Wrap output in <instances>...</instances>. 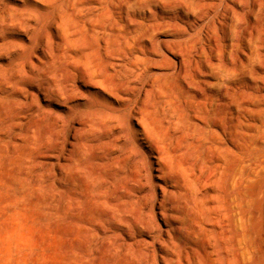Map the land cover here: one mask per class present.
Segmentation results:
<instances>
[{
  "label": "rangeland",
  "instance_id": "374dc122",
  "mask_svg": "<svg viewBox=\"0 0 264 264\" xmlns=\"http://www.w3.org/2000/svg\"><path fill=\"white\" fill-rule=\"evenodd\" d=\"M85 1L0 0V264H219L168 201L161 220L132 132L143 108L168 124L181 106L198 124L199 88L184 79L217 74H242L235 84L252 92L255 149L240 157L259 162L247 213L254 263L264 264V0L257 9L254 0H131L117 32L115 13L102 18ZM250 44L253 64L242 68ZM101 166L109 183L95 177Z\"/></svg>",
  "mask_w": 264,
  "mask_h": 264
},
{
  "label": "bare ground",
  "instance_id": "6f19581e",
  "mask_svg": "<svg viewBox=\"0 0 264 264\" xmlns=\"http://www.w3.org/2000/svg\"><path fill=\"white\" fill-rule=\"evenodd\" d=\"M131 3V0H86L84 4L88 5L87 9L89 11L96 10L99 7L98 5H101V17L104 16L109 20L113 18L115 13L117 19L111 20L112 23L110 22L109 26L111 31L117 32L119 25H121L119 21L123 19L125 10H130ZM144 3L140 1L138 4L143 5ZM257 4L256 0H254L251 5L256 8ZM138 9L140 10V8ZM126 26H123V29H126ZM101 27L103 28V26ZM254 28V26H250L247 31L243 29V31H246L243 41L247 40L248 44L252 41L251 39L255 33ZM253 42L251 43L253 44ZM105 43H108V41ZM252 44L248 45V51L242 52L245 59V62L242 59L240 60L242 68L249 66L252 59L254 60V52L251 49ZM196 70L197 72L200 71V69L199 71L198 69ZM247 72L250 71L248 70ZM247 74L249 75V73ZM220 75L217 74L214 77L210 75L211 79L216 80L215 83L214 81L207 80L197 82V79L192 77L198 78V75H190L191 81H187L183 77V79L185 78L184 88L194 86L199 88L198 93L201 99L197 103L194 102L196 105L193 110L195 113V117H193L199 122L198 124H194L193 126L188 124L187 117L181 111V106L180 108L178 106L175 108L174 121H170L168 124L158 117L159 114L156 113V110L151 111L143 108L144 110L142 109L139 112L140 118L135 120L139 128L132 132L135 136V147L141 154L142 159L134 167L136 166L139 171L142 170L146 175L145 178L149 176L151 178L149 182H152L153 188L159 190L161 193V220L163 217L165 218V213L168 211L166 209V202L168 201L170 203L169 211L180 213L183 216L184 231H186L184 233H187L191 242L200 245L205 249H203L204 251L210 247L212 253L217 256L219 264H255L254 261L257 257L255 255L256 239L254 241L253 231H251V217L247 213V208H249L247 206L249 204L247 198H250L248 197V190L254 187L253 183L255 182V169L252 166L255 159L251 163V160L247 157V159H244L243 156V160L240 157L241 154L249 156L250 152H252L251 149H255L251 148L252 145L250 146L249 143L251 137L249 131L252 127V105L254 101L252 92L246 93V90V92L241 93L242 90L240 91V87L235 84L238 77H235V75L233 77H231L232 75ZM248 86L250 87L249 89L252 88L250 85ZM170 90L171 94L172 89ZM172 101L176 103L173 99ZM242 111L245 120L244 125L240 116V112ZM253 125L255 126L254 122ZM252 139L255 142V139ZM260 162L262 163V161ZM257 163L259 162L257 161ZM241 164H243L242 167ZM107 167H98L95 176L97 180L109 183L113 179L114 174ZM259 176L261 177V175ZM116 192L115 195L117 194ZM112 197L114 195L110 198ZM166 221L164 220V222ZM182 228L179 230H183ZM207 252L209 251H206L205 254Z\"/></svg>",
  "mask_w": 264,
  "mask_h": 264
}]
</instances>
